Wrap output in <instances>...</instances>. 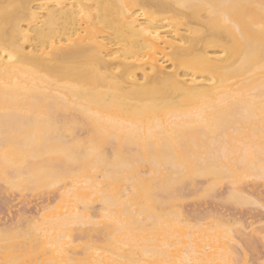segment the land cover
I'll return each mask as SVG.
<instances>
[{
	"label": "bare ground",
	"instance_id": "bare-ground-1",
	"mask_svg": "<svg viewBox=\"0 0 264 264\" xmlns=\"http://www.w3.org/2000/svg\"><path fill=\"white\" fill-rule=\"evenodd\" d=\"M262 25V0H0V181L58 192L0 222V264H241L238 218L181 204L258 201Z\"/></svg>",
	"mask_w": 264,
	"mask_h": 264
},
{
	"label": "rangeland",
	"instance_id": "rangeland-1",
	"mask_svg": "<svg viewBox=\"0 0 264 264\" xmlns=\"http://www.w3.org/2000/svg\"><path fill=\"white\" fill-rule=\"evenodd\" d=\"M197 182L198 185L201 184L199 186H202V184L203 185L206 184V180L204 178H199ZM229 187L230 184H228L227 182L223 183L220 187H218L215 196L203 197V195H196V196L189 195L187 196L188 198L186 197L185 199H183L184 202H182L181 204L182 209L184 210L185 214L187 215L190 214L189 216H192L194 214H195L194 216H199L200 214L206 215L207 213L208 214L213 213V215L214 214L216 215L218 213L220 215L225 214L227 215V217L233 216L232 218H236V219L238 218L239 220L237 219V221H239L242 224V226L241 227L239 226L240 229L237 232H235L236 235L235 234L234 235L236 239L241 241L243 246L246 245L245 246L246 248L244 247L245 248L244 251L245 253L246 252L248 253L247 256H244V251H242L243 249H241L243 247L241 248L238 247L240 249V250L238 249V251L241 252L240 254H242L240 255V260L241 261L243 260L244 262L246 261L245 263L243 261L242 262L240 261V263L251 264V262H255V264H260V261L262 259V253H264V241L261 240V236H260L261 233H264V221H263L264 209L258 207L257 204L259 201L261 202L262 200H264V180L260 179L258 181L257 180L255 181V179H249L245 181L243 184V187L244 189H246V191L248 192L252 191L253 193L252 197L256 201L258 200L257 204L255 203V204H247V205H235V204L226 205L220 202L221 195L225 194ZM28 192L29 191L21 192L22 193L21 194L17 190L7 189L5 184L2 181H0V219H1L0 222L9 219L11 220V218L16 219L19 215L24 216L28 214V216H35L37 210L40 209V207L43 205L44 202L46 203L47 201H51V199L54 200L57 197L56 195H58L57 191H47L43 189L38 190L35 193L33 192L28 193ZM219 194L221 195L219 196ZM209 219H207V222L210 221ZM236 219H232V220L235 221ZM241 219L243 220V222H241L242 221ZM242 227L244 230L242 229ZM241 229H242V233L240 231Z\"/></svg>",
	"mask_w": 264,
	"mask_h": 264
},
{
	"label": "snow or ice",
	"instance_id": "snow-or-ice-1",
	"mask_svg": "<svg viewBox=\"0 0 264 264\" xmlns=\"http://www.w3.org/2000/svg\"><path fill=\"white\" fill-rule=\"evenodd\" d=\"M262 6H264V0H262ZM11 7H15V5H4V16L7 17L8 15V9ZM225 21L228 22L227 17L225 16ZM262 27H264V25H262ZM237 31H239V29L237 28ZM262 92H264V90H262ZM261 121H262V126H264V95H262V106H261ZM69 156V159H71V155L70 154H66ZM261 158H262V166L260 168V178L262 180H264V150H262L261 152ZM5 159L7 160V157H5ZM174 159V158H173ZM15 172V168H11V169H6V174L8 175H12ZM100 203H105L104 200H101ZM253 203H257V202H253ZM258 207L264 209V200H262L261 202H259L257 204ZM192 228H195V225H191ZM226 233L230 232V229L227 228V226H224L223 229ZM261 240L264 241V233H261ZM229 244L235 243L234 240H228L227 241ZM197 264H199V262H197ZM232 264H235V262H232ZM251 264H255V262H251ZM260 264H264V253H262V259L260 261Z\"/></svg>",
	"mask_w": 264,
	"mask_h": 264
}]
</instances>
